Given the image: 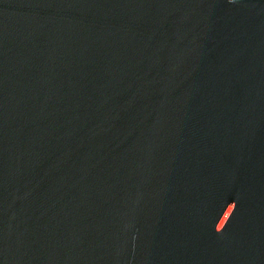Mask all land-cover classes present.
<instances>
[{
  "label": "water",
  "instance_id": "1",
  "mask_svg": "<svg viewBox=\"0 0 264 264\" xmlns=\"http://www.w3.org/2000/svg\"><path fill=\"white\" fill-rule=\"evenodd\" d=\"M0 264H264V0H0Z\"/></svg>",
  "mask_w": 264,
  "mask_h": 264
}]
</instances>
